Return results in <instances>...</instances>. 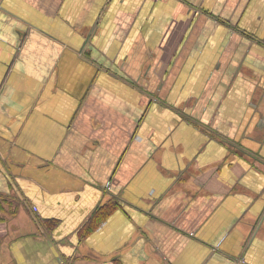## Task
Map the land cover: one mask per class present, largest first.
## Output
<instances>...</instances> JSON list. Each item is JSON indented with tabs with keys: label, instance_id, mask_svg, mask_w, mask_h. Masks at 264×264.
Instances as JSON below:
<instances>
[{
	"label": "crops",
	"instance_id": "obj_1",
	"mask_svg": "<svg viewBox=\"0 0 264 264\" xmlns=\"http://www.w3.org/2000/svg\"><path fill=\"white\" fill-rule=\"evenodd\" d=\"M0 193V264H264V0H0Z\"/></svg>",
	"mask_w": 264,
	"mask_h": 264
},
{
	"label": "trees",
	"instance_id": "obj_2",
	"mask_svg": "<svg viewBox=\"0 0 264 264\" xmlns=\"http://www.w3.org/2000/svg\"><path fill=\"white\" fill-rule=\"evenodd\" d=\"M7 199H6V196L4 195V194H1L0 193V204H2V202H4V201H6ZM108 203V202H107ZM107 203H105V204H107ZM115 203L116 202H114V201H110L106 206H103V205H105V204H103L102 205V207L101 206H99L95 211H94V214L93 215H95L97 212H99V215H101L100 217L102 218V217H104V216H106L111 210H113L114 208H115ZM109 205H110V207H109ZM1 206V205H0ZM2 207V206H1ZM106 207V208H105ZM5 218V214H1L0 215V220H2V219H4ZM90 219H91V217H90ZM91 224L93 225V220H90V224H88L87 225V229H84V231L82 232V235H85L86 233H88L89 232V230L91 229V228H93L92 226H91Z\"/></svg>",
	"mask_w": 264,
	"mask_h": 264
},
{
	"label": "rangeland",
	"instance_id": "obj_3",
	"mask_svg": "<svg viewBox=\"0 0 264 264\" xmlns=\"http://www.w3.org/2000/svg\"><path fill=\"white\" fill-rule=\"evenodd\" d=\"M1 215V214H0Z\"/></svg>",
	"mask_w": 264,
	"mask_h": 264
}]
</instances>
